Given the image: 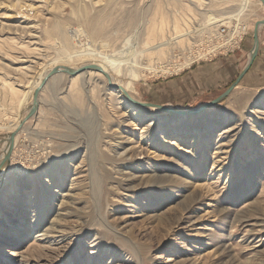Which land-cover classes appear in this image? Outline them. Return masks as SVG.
Here are the masks:
<instances>
[{
    "label": "rangeland",
    "instance_id": "rangeland-1",
    "mask_svg": "<svg viewBox=\"0 0 264 264\" xmlns=\"http://www.w3.org/2000/svg\"><path fill=\"white\" fill-rule=\"evenodd\" d=\"M263 17L260 0H0V156L46 71L104 68L106 58L126 70L136 57L139 78L115 74L118 85L138 102L192 111L222 95L250 60L231 70L223 60L237 45L228 54L210 42L235 24L253 41ZM262 52L225 101L182 119L141 107L131 121L133 103L102 74H83L85 89L81 75L50 79L0 176V194L17 188L15 224L26 217L0 260L21 264L11 256L20 250L32 264H264ZM35 182L47 189L43 200L26 193ZM32 207L43 218L29 233ZM59 210L66 237L40 247L36 236Z\"/></svg>",
    "mask_w": 264,
    "mask_h": 264
},
{
    "label": "bare ground",
    "instance_id": "bare-ground-1",
    "mask_svg": "<svg viewBox=\"0 0 264 264\" xmlns=\"http://www.w3.org/2000/svg\"><path fill=\"white\" fill-rule=\"evenodd\" d=\"M26 7L27 6H25L24 8H26ZM135 58L136 57H134L133 59H131V61L129 62V65H128V67H127L126 70H124L121 67L122 66V63L123 62H126V61L122 60L121 58L120 59L106 58V61H107L108 64L104 68L101 67V66H99V65H95V66L101 68L103 70V72H105L106 74H108L110 76V81L106 78V76L103 73L98 72V71H95V70H90V71H87V72H84V73L79 74V75H81V77H80V79L76 83H78L81 88L85 89L86 86H87V79H86V77H83L82 76L83 74L89 73V72H95V74H102V75H104L105 78H106V80H107V86H108V88L110 90L111 89H115L116 90V94L118 96L117 98H120L124 102L130 101L131 103H133V104H129V107H128L129 108V111H128V113H130V112L133 113V115L130 116L131 121H133V122H139L140 121V118L143 117L140 114V112H142V110H143V108H141V107H143V106H140V105L132 102L130 99H132V100H134V99L130 96L131 92L129 91V89L127 87H125L124 84L123 85H118L116 83V81H115V78H114V75L115 74L129 75L130 77H132L134 79L139 78L138 71H137L138 68L136 66V63L134 62L135 61ZM58 67H66V66H64V65L63 66H59L58 65ZM68 68H70V67H68ZM71 69L78 70V69H74V68H71ZM52 70L46 71L41 76L39 83L37 84V86L35 87V89L31 92L32 93V96H33V94H35L36 90L40 88V86L42 85L43 81L47 78V76L50 74V72ZM79 75L72 76V77H77ZM56 76H59V75H56ZM56 76H54V77H56ZM33 100H34V96H33ZM175 116H180V119H182V118L190 117V116H193V115H191L189 113L188 114H186V113H177V114H175ZM127 117H128V115H127ZM154 120L155 119L149 121L145 125V127H144V129L142 131L143 134H145V132H147L152 126L155 125L154 124ZM19 126H20L19 123H16L15 126L13 125V132L12 133H14L19 128ZM231 131L232 130L229 129V130L225 131L224 134H228ZM5 155L6 154H3V155L0 156V162H1L0 165L3 162ZM3 171H4V168L2 169L1 175L3 174ZM53 172L54 171H50L51 175H53ZM37 185H38L37 182H35V186H33L32 192H26V193H28V196L31 195V196H29V199L30 200L34 199V201H36L37 199L39 200V198L41 200H43V194L46 195V193H47V192H45V190H47L45 187H43V186L37 187ZM16 190H17V188L15 186H13L11 188L5 189L0 194V225L3 227L2 229H5V230H1L0 231V254L3 253V252H9V251H7V248L6 247L7 246H10V245H13L16 241H19L20 240V236L18 235V233H19L21 227H23V225H25V219H26L25 216H20L19 217V221H18L19 224L18 225L15 224V223H17V221H16V219H17V206L15 204H17V201H18V199H17V193H16L17 191ZM37 190L40 191L38 194L35 192ZM28 196H25V197H28ZM69 198H70V201H72L73 196L70 195ZM10 200H12L11 202H13V203H10L9 202ZM66 202H65V205L67 204ZM44 205L46 206V203ZM41 208H44V206H41ZM61 211H63V210L57 211V215L54 218L55 220L50 223V226L49 227H46L42 232L39 233L40 235L38 234L36 236L37 240H39V243L41 245H43V246L40 245V247H44V245H46V246L48 245L50 247H52L53 245L57 246L58 244H60L59 241H57V240L59 238L64 239L66 237V233L67 232L65 231V229L62 226L59 227L60 217L63 216V214H62ZM32 213H33V216H32V218L30 220L31 221V224L29 226V229H30V232L29 233H33V232L36 231L37 227L39 226V220H41V218H43L42 217L43 216L42 214H36L37 213V210H35L34 208H33V212ZM261 227H263V230H264V221L262 222ZM57 235H58V237H56ZM11 256L13 258H16V257L20 258L21 259V261H20L21 264H32L31 260L27 258V253L24 254V252H21L20 250L19 251L18 250L12 251ZM0 264H15V263L12 262L11 260L9 261L7 258H4L3 261L0 260Z\"/></svg>",
    "mask_w": 264,
    "mask_h": 264
},
{
    "label": "water",
    "instance_id": "water-1",
    "mask_svg": "<svg viewBox=\"0 0 264 264\" xmlns=\"http://www.w3.org/2000/svg\"><path fill=\"white\" fill-rule=\"evenodd\" d=\"M260 1H261V3L264 6V0H260ZM263 26H264V20H261V21H259V22H257L255 24L254 32H253L254 48H253V50L251 52L250 60H249V62L247 64V66L242 71V73L239 75V77L237 78V80L222 95H220L215 100L207 103L206 105L202 106L201 108L196 109V110H192V111H178L177 112V111H173V110H170V109H167V108H163L161 106H156V105H153V104L141 103V102H138V101L132 100V99H130V100L132 102L140 105V106H143V107H150V108L151 107H156V108H159V109H165V110H167L171 114H177V113H186V114H188L189 113V114H191L193 116L198 115L200 113H203L207 109H209L211 107H214L216 105L221 104L239 86V84L243 81V79L245 78V76L247 75V73L249 72V70L254 65V63H255V61H256V59L258 57V54L260 52V46H261V42H260V30H261V28ZM90 70H95V71H98V72L103 73L106 76V78L110 81V76L108 74H106L105 72H103V70L101 68H99V67H97L95 65H87V66H84V67H82V68H80L78 70H73V69L68 68V67H56V68H54L50 72V74L47 76V78L43 81V83L40 86V88L36 90V92L34 94L33 105L31 107V109L29 110L28 115L21 122L19 128L14 133H12L10 135V138H9V147H8V150H7L6 155L4 157V160H3L2 164L0 165V175H1L2 169L11 160V155L13 154V150H14V147H15V140H16L17 134L23 129V127L25 126V124L31 118H33L37 114V112L39 110V96H40L42 90L45 88V86L49 82V80L51 78H53L54 76H56V75L66 74V75H69V76L72 77V76H76V75H79L81 73H84V72H87V71H90Z\"/></svg>",
    "mask_w": 264,
    "mask_h": 264
},
{
    "label": "built area",
    "instance_id": "built-area-1",
    "mask_svg": "<svg viewBox=\"0 0 264 264\" xmlns=\"http://www.w3.org/2000/svg\"><path fill=\"white\" fill-rule=\"evenodd\" d=\"M249 35V30L245 26L235 24L232 27H225L220 30L217 37L210 42L212 49L223 52L224 50L233 53ZM237 45V48H236ZM235 49L234 51H230ZM224 53V52H223Z\"/></svg>",
    "mask_w": 264,
    "mask_h": 264
},
{
    "label": "crops",
    "instance_id": "crops-1",
    "mask_svg": "<svg viewBox=\"0 0 264 264\" xmlns=\"http://www.w3.org/2000/svg\"><path fill=\"white\" fill-rule=\"evenodd\" d=\"M261 20H264V17L261 19ZM260 20V21H261ZM264 29V26L261 28L260 30V42H261V46H260V52L258 54V57L257 59L260 58L261 54L263 53L262 50H263V45H264V33L262 32ZM254 48V38H253V41L248 39V38H245V40L240 44L239 48H238V52L237 54L235 55H230L227 59L223 60L224 63H226L227 66L230 67L231 70H235L237 69L240 64H241V61L243 60L244 57H249L251 55V52ZM256 59V60H257ZM256 62V61H255ZM248 64V63H247ZM247 64L245 65V67L247 66ZM256 64L254 63V65L252 66V68L255 66ZM245 67L242 69V71L245 69ZM256 67V66H255ZM254 67V68H255ZM251 68V69H252ZM251 69L249 70V72L251 71ZM242 71L240 72V74L242 73ZM248 72V73H249ZM247 73V75H248ZM246 75V76H247ZM245 76V77H246Z\"/></svg>",
    "mask_w": 264,
    "mask_h": 264
}]
</instances>
